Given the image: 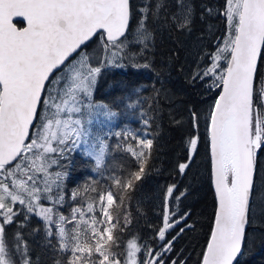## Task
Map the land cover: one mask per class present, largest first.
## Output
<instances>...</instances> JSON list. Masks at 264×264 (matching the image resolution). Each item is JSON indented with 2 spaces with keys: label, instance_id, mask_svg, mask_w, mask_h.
<instances>
[{
  "label": "trees",
  "instance_id": "16d2710c",
  "mask_svg": "<svg viewBox=\"0 0 264 264\" xmlns=\"http://www.w3.org/2000/svg\"><path fill=\"white\" fill-rule=\"evenodd\" d=\"M226 5L227 0H129L123 39L142 25L150 42L147 48L127 46L126 62L104 60L110 67L102 69L94 85V101L116 114L117 133L102 164L69 142H53L47 153L42 147L46 120L57 117L62 94L78 80L58 96L51 81L67 64L50 79L46 88L56 107L43 103L24 147L31 149L17 161L27 157L24 167L38 165L30 188L38 210L16 203L2 224L1 241L11 264H126L131 244L137 247L138 264H201L216 214L209 126L230 49L217 66L212 59L224 41L230 42ZM103 44L100 33L73 59H85ZM123 62L126 67L117 68ZM67 77L68 72L61 86ZM263 90L264 43L253 79V136L257 124L262 133ZM130 148L142 152L136 155ZM257 152L236 264H264V147ZM0 170L10 179L13 166Z\"/></svg>",
  "mask_w": 264,
  "mask_h": 264
},
{
  "label": "water",
  "instance_id": "95a60500",
  "mask_svg": "<svg viewBox=\"0 0 264 264\" xmlns=\"http://www.w3.org/2000/svg\"><path fill=\"white\" fill-rule=\"evenodd\" d=\"M129 21V0H0V168L21 157L50 79L98 34L107 43L123 39ZM263 43L264 0H242L209 126L216 214L201 264H236L243 248L255 159L264 147V90L262 136L251 141L253 79ZM227 119L235 122L238 152L239 205L232 226L220 151Z\"/></svg>",
  "mask_w": 264,
  "mask_h": 264
},
{
  "label": "rangeland",
  "instance_id": "374dc122",
  "mask_svg": "<svg viewBox=\"0 0 264 264\" xmlns=\"http://www.w3.org/2000/svg\"><path fill=\"white\" fill-rule=\"evenodd\" d=\"M241 5L242 0H227L226 22L227 28L230 29V34L228 36L230 42L228 43V40L224 41L222 43L224 45L217 50L212 59L213 67L217 66V64L224 59V53L229 49L231 51L234 41L233 38H235L234 34H236L237 30L236 27L234 32L233 24H235L236 20H239ZM149 42L150 35L144 30L143 26L140 25L136 29V32L132 34L131 38L126 40L121 39L113 43L106 42V44H103L102 49L95 51L94 48L91 52L85 53V59L79 58L76 61V59L72 58L73 60L67 63L63 71L59 72L57 76L53 78L51 87L53 93H55V95L57 93L58 96L62 90L67 88V84L70 86L77 78L78 80L69 90L67 89L68 91L66 93L62 94V96L66 97L61 99L58 113H55L57 117L52 121L46 120L44 129L41 131V135H44L42 147L46 150V153L48 149H51L53 142H69L73 150L95 159L99 164L103 163L108 143L112 136H115L117 133V127L115 126L116 114L107 109L103 104L94 101V85L102 69L110 67V65H105L104 60L108 63H112L113 61L122 60L124 58L126 62L128 59L127 56H129L127 46L138 44L143 48H147ZM130 56L133 57L134 53ZM125 62L118 65L117 68H125V64H127ZM66 72H68L67 82L61 86L59 81L62 79L63 75H66ZM51 98V89L48 87L45 90V95L39 110H41L44 102H46L48 108H55L56 106ZM118 131H120V129H118ZM257 131V137L251 135L252 143H254L256 138L260 140L262 136V133L260 134L259 132L258 124L256 126V132ZM138 141L140 144H143L145 137L139 138ZM31 146L25 148L22 153L30 151ZM254 148L255 147H253V152L255 150ZM130 150L136 155H140L142 152L141 149L134 150L130 148ZM26 160L27 157H24L21 162L19 160V162L13 165V170L10 171V179H6V175L3 174L4 170H0V264H11L4 252L1 241V231L2 224L8 222L10 219L12 206L16 203H23V205L32 207L34 211L38 210L37 198L35 195L31 194L32 190H30V188L31 185H35L38 179L37 173L39 168L37 164L32 165L31 168L24 167ZM43 164L44 162H41V165ZM42 170L43 173L46 172V163L43 165ZM15 171H22L25 172V174H22L21 177H17L12 175ZM226 176L227 179L231 178L230 174ZM47 213L48 210L44 211L46 216ZM136 252L137 247L134 244L129 245L126 264H138Z\"/></svg>",
  "mask_w": 264,
  "mask_h": 264
},
{
  "label": "bare ground",
  "instance_id": "6f19581e",
  "mask_svg": "<svg viewBox=\"0 0 264 264\" xmlns=\"http://www.w3.org/2000/svg\"><path fill=\"white\" fill-rule=\"evenodd\" d=\"M220 151H221V165L223 168L224 175L230 174L232 178V179L230 178V184H229V192H230L229 200H230V208H231V226H232L237 216L238 205H239L238 197H237L238 152H237V141H236V128L233 119H227L223 124L220 133ZM226 175L225 177H227Z\"/></svg>",
  "mask_w": 264,
  "mask_h": 264
}]
</instances>
